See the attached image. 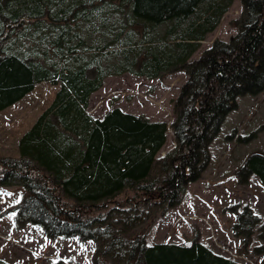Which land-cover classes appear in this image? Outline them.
<instances>
[{"label":"trees","instance_id":"1","mask_svg":"<svg viewBox=\"0 0 264 264\" xmlns=\"http://www.w3.org/2000/svg\"><path fill=\"white\" fill-rule=\"evenodd\" d=\"M240 1L236 33L195 57L233 0H0V110L42 81L59 86L20 137V156H0V185L26 188L19 225L92 239L93 264H245L214 251L198 232L189 243L147 241L150 206L182 200L206 169L209 144L237 96L264 90V0ZM84 22H98L103 37L90 42ZM179 69L188 77L173 100L176 144L160 158L166 120L119 105L102 118L88 111L110 74L154 78ZM252 174L264 186L263 150L235 170L240 183ZM256 225L254 251L264 261V220L249 205L236 212L233 230L244 243Z\"/></svg>","mask_w":264,"mask_h":264},{"label":"rangeland","instance_id":"2","mask_svg":"<svg viewBox=\"0 0 264 264\" xmlns=\"http://www.w3.org/2000/svg\"><path fill=\"white\" fill-rule=\"evenodd\" d=\"M242 10L241 1L233 0L215 29L202 40L195 57L200 56L215 39L228 41L237 31L235 21L241 17ZM97 24H82L90 42L103 37L105 28H98ZM29 41L31 39L28 37L27 42ZM187 77L184 69L154 78L129 71L110 74L106 76L102 87L92 93L88 110L95 115H102L114 105H119L123 109L145 114L151 119L166 120L169 124L167 141L158 153L160 158L176 144L171 126L176 117L173 100L180 93ZM53 88L51 82L42 84L37 98L34 97L37 92L35 91L27 99L28 105H19L10 111L9 114L13 115L10 116L9 126L12 121L16 123L17 119L26 118L18 125V130L12 134L11 139L8 138L10 143L1 142L0 134V156L17 154V147L11 144L12 140L17 138L19 129L38 113ZM30 103H33L32 106ZM250 132L255 133L254 137L245 142L239 140L240 136ZM255 150L264 151V90L257 94L245 93L237 96L236 108L225 115L220 129L209 144L210 161L206 169L200 178L187 184L182 200L175 206H150L149 211L154 215V220L148 230V243H189L198 232L201 240L218 253L245 264H264L263 254L254 251V247L261 242L258 225L254 227L248 243H244V237L236 235L233 230L236 212L245 205H249L260 220H264V186L258 176L252 174L251 180L240 183L235 175L236 168ZM25 195L26 188L23 185L0 186V200L4 199V205L17 206ZM4 221L8 225L9 217L0 221V224ZM36 231L37 238L45 246L61 245L62 239L52 240L44 233L42 226L37 225ZM8 236L19 244V234ZM28 241V246L20 244L14 249V253L19 255L13 261L16 260L17 264H54L46 255L34 253L33 250L40 248L36 240ZM2 249L0 239V256L5 253ZM82 251L88 253L86 248H82Z\"/></svg>","mask_w":264,"mask_h":264},{"label":"crops","instance_id":"3","mask_svg":"<svg viewBox=\"0 0 264 264\" xmlns=\"http://www.w3.org/2000/svg\"><path fill=\"white\" fill-rule=\"evenodd\" d=\"M47 82L49 81H42L36 84L35 88L31 90L29 93H27L19 101L0 110V134L2 135L1 142L10 143L9 140L11 139L12 134H14L15 131L18 130L17 128L18 125L24 122L26 118V117L21 116L22 118L17 119L18 121L16 120V123L12 121L11 126H9L8 123L10 124V116L13 115V114H9L10 111H12L15 107H18L19 105H25V106L28 105L27 99L35 91L37 92L35 93L34 97L37 98L38 89L40 88V86H42V84L47 83ZM52 85L54 88L52 92L48 95L47 101L43 103V106L39 109L38 113L35 116H33L27 122V124H25V126L23 125L19 129L17 138L14 137L13 139L14 141L12 140L11 144H15V147H17V154H14L13 156L15 157L20 156L19 145H18L20 137L25 131H27L33 125V123L35 122L37 117L41 114V112L52 102L55 96V92L57 91L59 87L58 85H55V84H52ZM32 104L33 103H30V106H32ZM124 110L128 112L136 113L131 110H127V109H124ZM88 111L95 117L102 118L108 110L104 112L102 115H95L92 111L90 110ZM251 176L249 178L250 180H251ZM2 186L8 187L10 185H2ZM3 201L4 199L0 200V221L8 217L10 221L8 225L5 223V221L0 224V239L2 241V248H3L2 250L5 251L4 255L0 256V259H3L11 264H17L16 260L13 261V259L17 257L19 254L14 253V249L18 248L20 244L21 245L23 244L24 246H28V243H27L29 242L28 240L30 241L36 240L40 248H37L38 249L37 251L33 250L34 253L36 254L40 253V254L46 255V258L49 261H51V263H54V264H93L92 258H93V253L95 249V241H93L92 239L81 238L78 235H68V236L59 235V236L50 237V238L52 240L62 239L60 246H56V245H46L45 246L37 238L36 226L39 224L27 222L24 225H19L16 220V206L4 205L2 204ZM44 233L46 234L45 230H44ZM16 234H19V237L21 239L19 241V244L16 243L13 239H11L8 236V235L12 236ZM82 248H86L88 253H84L82 251Z\"/></svg>","mask_w":264,"mask_h":264}]
</instances>
